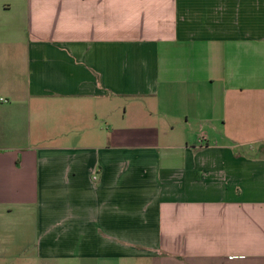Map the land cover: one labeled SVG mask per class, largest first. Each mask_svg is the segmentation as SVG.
Returning <instances> with one entry per match:
<instances>
[{
	"label": "crops",
	"instance_id": "crops-1",
	"mask_svg": "<svg viewBox=\"0 0 264 264\" xmlns=\"http://www.w3.org/2000/svg\"><path fill=\"white\" fill-rule=\"evenodd\" d=\"M256 142L264 0H0V263L264 264Z\"/></svg>",
	"mask_w": 264,
	"mask_h": 264
},
{
	"label": "rangeland",
	"instance_id": "rangeland-1",
	"mask_svg": "<svg viewBox=\"0 0 264 264\" xmlns=\"http://www.w3.org/2000/svg\"><path fill=\"white\" fill-rule=\"evenodd\" d=\"M180 94L178 93L177 91V98H180L179 97ZM146 101V99H145ZM149 101V100H148ZM151 101V100H150ZM146 103V102H145ZM158 103H160V106L158 105ZM178 102L174 101V105L173 106H169L168 108L169 109H175V108H178V105H176ZM144 104V102L142 103ZM154 104L156 105V108H155V113L154 115L150 116V120H152L149 124L147 121H143V118H140V115L138 113H131L129 118H133V119H130L131 122L133 121H137V118L139 117V122H140V125L138 127H141V128H153V127H156V133H152V131L149 129L148 131H143V129H141L139 132L137 131H134V132H130V133H125L124 137L119 134V141H122V139H131L130 137L132 138H136L138 140H146V139H151L152 137H154V135H156V140L158 142H162L164 140H167L169 139L170 135H174V134H170L169 131H168V120L167 117L165 116L164 114V111H166V107L164 106V103H161L159 102L158 100L154 101ZM131 106H129V109L130 111L132 110L130 108ZM204 108H207V107H204ZM137 114V115H136ZM178 119H174V121H177ZM148 124L149 126H146L144 125L142 127L143 124ZM222 123V122H220ZM194 129V130H193ZM192 130L193 132H197V129H196V125H194L192 127ZM176 136L178 137V135H180V132L179 130L175 133ZM181 136V135H180ZM182 138H183V135H182ZM264 142H256V144L254 145H260V144H263ZM85 264L84 262H80V261H52V260H49V261H44V264ZM0 264H3V263H0Z\"/></svg>",
	"mask_w": 264,
	"mask_h": 264
},
{
	"label": "built area",
	"instance_id": "built-area-1",
	"mask_svg": "<svg viewBox=\"0 0 264 264\" xmlns=\"http://www.w3.org/2000/svg\"><path fill=\"white\" fill-rule=\"evenodd\" d=\"M97 176H95L94 178L96 179Z\"/></svg>",
	"mask_w": 264,
	"mask_h": 264
}]
</instances>
